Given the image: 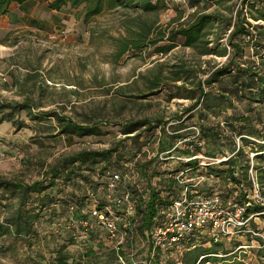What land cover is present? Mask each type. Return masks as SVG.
Masks as SVG:
<instances>
[{
    "label": "rangeland",
    "instance_id": "374dc122",
    "mask_svg": "<svg viewBox=\"0 0 264 264\" xmlns=\"http://www.w3.org/2000/svg\"><path fill=\"white\" fill-rule=\"evenodd\" d=\"M51 1L27 0L21 4L12 1L3 5L4 10L0 9V105L26 104L38 114L55 111L77 123L95 124L103 132L82 138L53 136L59 126L54 117L37 121L30 119L26 110L14 113L16 123H22L19 128L9 121L0 122V180L19 184L38 181L48 185L50 176L47 173L59 159L82 150L114 149L112 161L107 164L110 170L119 172L121 166L117 161H126L124 172L131 177L133 161L136 157L142 161L146 154V159L152 158L148 175L156 184L159 178L156 173L178 167L179 159L163 161L155 156V137L161 135L163 129L168 135L174 134L176 127L183 135L174 139L176 145L185 146L198 131L197 118L191 116L192 112H185L192 101L169 96L175 90L174 85L182 83L171 80V71L191 69L198 79H205L211 70L228 61L230 49L227 48L224 56H201L179 43L167 54L155 53L154 47L133 48L137 43L142 45L153 40L159 30L167 33L176 26L179 14L191 13L187 0H164L167 8L152 13L118 5L111 7L104 1L102 11L96 15H88L85 4H67L53 10L49 7ZM174 5L181 10H176ZM164 43L167 42L158 45ZM223 43L226 45L225 40ZM124 45L129 46V50L119 55ZM156 76L159 77L158 85L151 88L150 82ZM243 108L244 104H236L233 112H242ZM8 111L1 109L0 118ZM143 119L152 124L161 120L164 124L151 130L142 126L143 133L136 140L122 133V125ZM223 120L224 115H221L208 119L205 124L223 125ZM225 134L231 135V132L223 131L222 136ZM232 136L240 143L237 134ZM142 143H147L143 153ZM245 150L249 156V175L250 170L256 175L254 153L249 148ZM204 151L206 146L201 148V152ZM119 154H123L120 159ZM227 155L232 156L230 150ZM99 161L94 172H83L88 181L78 174L65 183L63 177L55 180L53 186L41 193L44 196L50 192L52 198L43 209L37 206L39 198L35 192L28 193L22 201L20 192L0 188V229L4 231L0 235V264H53L60 253L68 257L66 264L147 263L148 239L143 238L135 226L134 233L126 230L130 227L127 220L120 222V252L126 257L124 262L115 256L116 240L110 239L104 230L93 234L92 228L79 224L82 215L77 208L78 199H85L86 195L91 199L89 194L93 193L96 201L104 200L105 207H112L105 187L106 177L98 171L105 162ZM134 180L131 177L130 183ZM125 185L119 192L124 191ZM138 185L142 188V179ZM215 187L220 192L231 188L221 182ZM248 194L252 196V192ZM259 194L264 198V187L260 185ZM22 202L26 211L24 217L34 208L40 210L27 235L17 233L13 223ZM84 211H87L86 206ZM254 221L264 235V217H255ZM245 229H251L249 224ZM225 240V247L232 249L234 255L245 253V264H264V258L260 259L256 251L260 243L254 240L250 242L252 247L246 246L249 240L245 235ZM198 242L202 247L209 246L205 240ZM237 243L245 245L244 249H239ZM181 253L182 250L173 257L179 261Z\"/></svg>",
    "mask_w": 264,
    "mask_h": 264
},
{
    "label": "trees",
    "instance_id": "16d2710c",
    "mask_svg": "<svg viewBox=\"0 0 264 264\" xmlns=\"http://www.w3.org/2000/svg\"><path fill=\"white\" fill-rule=\"evenodd\" d=\"M12 1L21 4L27 0H0V9L4 10L3 5ZM104 1L108 2L111 7L117 5L131 7L144 13L157 12L167 8V3L164 0H52L49 7L53 10H59L67 4L71 6L85 4V7L88 8L87 14L96 15L102 11ZM187 1L191 13L186 16L179 14L175 27H172L167 33L159 30L155 33L153 40L142 43V45L137 43L133 48L154 47L155 53L167 54L179 43L185 48L193 49L201 56L212 54L224 56L227 48H229L228 61L211 70L205 79H198L191 69L181 68L171 71L173 72L171 80L173 82L182 81V83L174 85L175 90L169 96L192 101L185 112H192L191 116L197 118L196 127L198 131L195 137L185 143V146L176 145L174 139L183 137L179 133L180 129L176 127L173 130L174 134L168 135L163 129V133L155 137V156L163 161H167L172 156L179 157L178 167L165 169L161 174L156 173L155 176L159 177L156 179V184L148 175V167L151 165L152 158L146 159V154H144L142 161L138 157L133 161L132 168L134 171H132L131 177L136 181L134 180V183L131 184V177L129 176L130 180L126 183L124 191L131 194L136 215L132 218L133 223H130V227L126 230L134 233L133 228L135 226L141 236L148 239V259L147 263L144 264H245L244 258L247 257L245 253L234 255L232 249L225 247V237L209 236L207 233L199 232L193 233L181 243L182 253L179 261L173 257L174 253H178L174 246L156 248L153 257L149 254L151 249L150 232L164 225L166 213L182 187L174 178L181 172L183 179L194 178L198 175L204 177L203 182L191 190L192 196L200 193L207 196L218 194L224 203L229 201L250 203L246 213L254 215V218L249 222L252 231L260 232L256 227L255 217H264V213H261L264 212V207L256 204L248 194L252 189V182L249 175V156L245 150V148H249L250 152L254 153L253 158L256 165H253V169L256 180L260 186L264 187V167L261 165L264 164V23H260L264 22V0ZM174 6L176 10H181L178 5ZM223 40H225L226 45H224ZM163 41L167 43L158 45L159 42ZM127 50H129V46L124 45L119 55L124 54ZM158 81V76L151 80V88L156 87ZM239 103L244 104L242 112H233L236 104ZM254 104L260 106H253ZM1 109L10 111L3 113L0 122L3 120L12 122L17 128L22 126V123L20 121L16 123L13 115L14 113L19 114L21 110H26L27 115L33 120L40 121L45 117H54L59 126L57 133L53 136L82 138L88 135H100L103 132L95 124L86 121L85 123H77L55 111L34 113L33 108L26 104H1ZM228 111H230L229 114ZM221 115H224L223 125L220 123L205 124L208 119L219 118ZM162 124L164 123L161 120L152 124L147 119H143L122 125L121 131L126 137L136 140L143 133L140 129L142 126L145 125L146 130H151L153 127ZM137 130L139 131L136 133ZM223 131L224 133L229 131L231 135L222 136ZM132 133L133 135H130ZM233 133L237 134L240 143L236 142L232 136ZM145 144L147 143H142V153ZM203 146H206V151L201 152ZM220 146H224L223 149ZM229 150L232 156L227 155ZM112 151L114 149H107L102 152L82 150L59 159L47 173L50 176L48 185L38 181L31 184H19L0 180V188H11L13 192H20L22 201L26 199L28 193L35 192L39 198L37 206L39 209H43L52 201L50 192H46L44 196L41 195L48 186H53L54 181L60 177H63L62 182L65 183L71 180L75 174L88 181V176L83 175V172L86 171L88 174L94 172V166L100 162L99 160L105 162V166L99 167L98 171L106 177V187L107 179L113 172L110 170L111 167H107V164L112 161ZM122 155H118L119 159ZM200 155L202 157H199ZM218 156L222 159L216 162L219 159ZM191 157L194 158L184 160ZM117 164L121 166L120 170L117 171L126 173L124 168L127 162L118 160ZM141 179L142 188L138 185V181ZM220 182L225 187L229 185L231 188L227 187L223 192L218 191L215 186ZM97 201V209L107 212L105 209L107 203L100 199ZM23 204L22 202L13 223L17 233L22 232L27 235L31 233L33 222L38 217L40 210L34 208L24 217L26 211L23 210ZM90 204H92V200L87 195L85 199L77 200V208L82 218L91 220L92 233L99 234L103 229L91 216L90 207H88ZM85 206L87 211L82 213ZM3 232L0 229V235ZM201 234L205 235L202 236ZM240 235H245L249 240L246 246L251 245L250 242L254 240L260 245L262 244V239L253 235L252 232H242ZM201 240H205L209 246H200L198 241ZM239 245L243 246L237 243L238 247ZM256 251L260 259L264 258V248ZM67 258L65 254L60 253L53 264H66Z\"/></svg>",
    "mask_w": 264,
    "mask_h": 264
},
{
    "label": "built area",
    "instance_id": "2783aa9c",
    "mask_svg": "<svg viewBox=\"0 0 264 264\" xmlns=\"http://www.w3.org/2000/svg\"><path fill=\"white\" fill-rule=\"evenodd\" d=\"M177 158L179 157H170ZM186 158L184 160H190ZM220 160H216L219 162ZM204 164V162H201ZM182 172L174 178L182 185L178 196L173 200L170 209L166 213L163 226L157 227L150 232V256L153 257L158 247H176L181 250V243L195 232L212 233L215 237L232 238L239 236L242 232H252L262 239V244L258 248H264V235L260 232H254L251 229L246 230V224L254 218V215L247 214V207L250 203H239L229 201L224 203L218 194L207 196L205 194L191 195V190L203 182V176L198 175L194 178L183 179ZM255 174V173H254ZM250 179L252 182V196L250 197L256 204L264 207V198L259 194V185L256 175L250 170ZM130 180L126 173L112 172L106 182L111 201V209L105 207L107 212L97 209L98 202L93 193L89 196L92 199L90 214L98 225L107 233L108 237L116 240L114 248L120 261L124 262L126 257L120 252L122 237L120 231V222L127 220L130 224L135 214L134 200L128 191L119 192L124 184ZM250 195V194H249ZM85 212L82 210V213ZM264 213V212H261ZM80 226L86 228L92 227L89 219H80ZM249 245L248 247H252ZM244 248L243 246H239ZM132 264H135L133 262Z\"/></svg>",
    "mask_w": 264,
    "mask_h": 264
}]
</instances>
